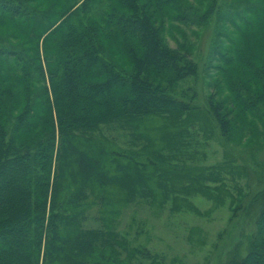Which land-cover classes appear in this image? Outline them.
I'll return each mask as SVG.
<instances>
[{"label":"trees","instance_id":"16d2710c","mask_svg":"<svg viewBox=\"0 0 264 264\" xmlns=\"http://www.w3.org/2000/svg\"><path fill=\"white\" fill-rule=\"evenodd\" d=\"M47 1L0 0V264H127L115 249L125 244L112 225L134 183L115 163L120 154L105 150L91 134L115 121L191 111L173 89L196 76L198 65L189 53L172 49L163 34L174 21L187 24L192 5ZM263 8L250 0L230 19L233 34L253 28L250 19ZM230 39L217 67L218 84L224 82L229 95L210 108L224 134L264 102V61ZM235 63L246 70L247 83L243 71L225 75ZM130 165L136 167L131 176L149 169L135 158ZM95 206L105 238L84 227ZM257 226L249 253L229 264H264V209Z\"/></svg>","mask_w":264,"mask_h":264},{"label":"rangeland","instance_id":"374dc122","mask_svg":"<svg viewBox=\"0 0 264 264\" xmlns=\"http://www.w3.org/2000/svg\"><path fill=\"white\" fill-rule=\"evenodd\" d=\"M187 1L192 5L188 23L174 21L163 35L172 49L189 53L198 65L196 76L179 81L173 89L191 111L115 121L91 134L105 150L120 154L114 161L134 183L128 205L113 214L112 225L125 244V249H115L127 264H229L251 250L264 209V102L246 120H235L227 134L211 111L212 104L229 95L225 83L218 84L222 78L217 67L222 64L219 53L229 47L230 38L264 61V8L258 19H250L255 27L243 28L238 37L230 19L250 0ZM49 3L54 1L45 2ZM259 3L264 7V0ZM226 68L227 77L243 71L248 82L238 63ZM134 158L149 169L139 172L138 168L131 176ZM86 195L94 200L90 189ZM86 216L85 229L105 238L99 206L90 208Z\"/></svg>","mask_w":264,"mask_h":264}]
</instances>
